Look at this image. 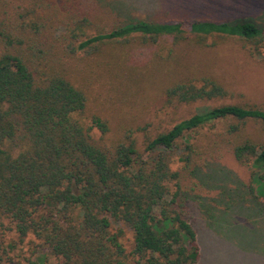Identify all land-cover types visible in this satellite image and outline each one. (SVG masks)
<instances>
[{
    "label": "trees",
    "instance_id": "1",
    "mask_svg": "<svg viewBox=\"0 0 264 264\" xmlns=\"http://www.w3.org/2000/svg\"><path fill=\"white\" fill-rule=\"evenodd\" d=\"M16 2V16L0 21V218L9 220L19 239L30 234L38 240L55 264H130V257L133 264H197L196 230L186 217L188 198L180 182L184 173L198 171L200 153L187 135L227 121L225 141L235 161L260 168L264 146L240 131L248 122L264 130V110L204 109L146 140L143 153L130 132L124 142L99 145L91 141V130L103 135L106 125L93 117L85 127L75 118L85 111L87 97L62 72V59L79 52L87 57L102 43L131 37L154 45L161 37L216 35L264 47V29L248 20L122 19L108 25L102 16L109 8L126 11L121 1ZM145 3L149 11L156 7L155 1ZM86 31L93 35L85 37ZM259 58L264 62V54ZM224 96L206 78L165 90L169 102L181 105ZM173 158L182 172L170 170ZM112 221L131 231L129 254L120 233L110 232Z\"/></svg>",
    "mask_w": 264,
    "mask_h": 264
},
{
    "label": "rangeland",
    "instance_id": "2",
    "mask_svg": "<svg viewBox=\"0 0 264 264\" xmlns=\"http://www.w3.org/2000/svg\"><path fill=\"white\" fill-rule=\"evenodd\" d=\"M104 1H121L127 9H107L109 14L102 20L108 25L122 19L182 23L248 20L264 29V0ZM154 1L156 7L149 11L145 2ZM19 7L16 0H0V21L16 16ZM89 33L86 31L85 37L93 35ZM259 47L240 38L216 35L161 37L154 45L131 37L125 43H102L87 57L80 52L64 57L61 68L87 97L85 111L75 118L85 127L93 117L106 125L103 135L91 130V141L116 144L124 142L130 132V140L143 153L146 140L204 109L237 105L264 110V62L259 58L264 47ZM202 78L220 86L225 96L187 105L165 98L169 86L191 81L199 85ZM227 124L215 121L187 135L200 156L198 171L184 173L180 182L188 198L186 217L201 234L199 242L206 244L200 264H264V191L258 189L264 187V166L235 161L225 141ZM240 135L264 146V130L258 123H246ZM170 170L182 172L176 158ZM109 228L111 233H120L118 240L129 254L131 231L113 221ZM0 256L5 264H55L32 235L19 239L6 218H0ZM129 260L133 264L134 259Z\"/></svg>",
    "mask_w": 264,
    "mask_h": 264
},
{
    "label": "crops",
    "instance_id": "3",
    "mask_svg": "<svg viewBox=\"0 0 264 264\" xmlns=\"http://www.w3.org/2000/svg\"><path fill=\"white\" fill-rule=\"evenodd\" d=\"M204 234L206 235V229H205V231H204ZM199 235H201V234H198L197 231H196V242H197L198 249H199V259H198V262H199V263L197 262V264H200L201 261H204L202 257L200 258V255L203 254L202 249H203V247H205V246H204V244H205V243H204L205 240H203V243H204V244H201V243L199 242ZM205 235H204V238H205ZM205 245H206V244H205Z\"/></svg>",
    "mask_w": 264,
    "mask_h": 264
}]
</instances>
